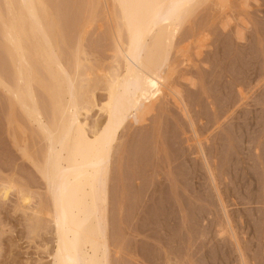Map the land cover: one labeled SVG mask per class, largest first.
Here are the masks:
<instances>
[{"label":"rangeland","instance_id":"obj_1","mask_svg":"<svg viewBox=\"0 0 264 264\" xmlns=\"http://www.w3.org/2000/svg\"><path fill=\"white\" fill-rule=\"evenodd\" d=\"M39 1L60 61L77 72L74 88L87 108L79 121L92 138L107 120L99 108L108 74L123 72L120 12L112 0ZM19 7L9 13L0 0V76L8 86L15 73L2 24L14 15L24 20ZM165 10L161 5L157 20ZM187 10L168 49L164 86L144 122L130 115L112 145L108 264H264V0H193ZM23 20L35 57L40 38ZM32 57L35 81L48 84L35 83L33 91L49 121L53 78ZM6 94L0 87V189L12 187L7 198L0 191V264H52L51 198L25 159L38 163L45 143Z\"/></svg>","mask_w":264,"mask_h":264},{"label":"bare ground","instance_id":"obj_2","mask_svg":"<svg viewBox=\"0 0 264 264\" xmlns=\"http://www.w3.org/2000/svg\"><path fill=\"white\" fill-rule=\"evenodd\" d=\"M112 1L117 5L120 22L124 29L125 40H118L120 36H117L116 41L119 51L117 53L123 59V67L121 66L123 72L121 75L108 74L105 85L106 102L99 108L106 114L107 120L99 132H94L92 138H88L85 124L79 121L80 110L86 107L83 108V103L79 104L78 93L76 94V87L74 88L77 72L76 74L73 72L75 76L73 77V74L71 75L60 61L56 52L58 51L56 50L57 40L49 33L50 25L46 23L41 2L21 0L18 4L22 7H16L24 10L22 12L29 20L22 12L19 10L18 12L23 14L34 36L36 34L40 38L41 44H38V39H35L38 46H35L34 54L35 57H40V59L37 57L39 61L45 63L44 66H47L45 68L50 73L46 72L53 78L54 90L51 86V88L48 86L49 90L45 88L49 95H52L54 91L51 96L55 113L51 115V117L54 116L52 120H44L33 91L35 87L33 84L38 83L37 85L42 87V84L45 85L46 82L35 81L36 78L37 81L40 78L35 76L34 68H31L33 64L30 58L31 55L34 57V50L31 48L28 50L27 43L24 42V39L26 41L30 38L25 36L28 33L25 34V24L21 21L23 16H19L21 20H18L14 15L16 13H13L12 17L9 14L11 20L8 19L7 23L2 24L6 36L4 43L10 51L8 54L13 61L10 60L14 66L12 73H15L13 74L15 78L12 80L14 84L8 86L9 83L0 76V87L5 90L11 100L17 103L45 143L43 156L39 161L41 163H34L27 158L28 156L25 159L32 163L30 165L45 182L49 198H51V220L55 229V251L52 255V264H108L104 205L105 182L112 145L130 115L135 124L144 122V117L149 112V100L165 84L166 73L170 68L167 60L168 49L183 21V15L186 14L193 0ZM5 2L9 13L14 12L15 4L11 0H5ZM163 4L166 10L160 21L159 16L157 20V12ZM16 21L21 23L18 24L19 22ZM31 34L30 37H33ZM22 35L26 38L23 39ZM117 35L121 33L118 32ZM123 38L121 36V39ZM25 50L32 54H28ZM75 60L77 63L75 65H79V60L77 58ZM48 78L51 80L49 75ZM91 97L93 98V95ZM11 187L4 183L3 189H0L2 197L7 198ZM23 201V203L28 201L27 196L23 198Z\"/></svg>","mask_w":264,"mask_h":264}]
</instances>
